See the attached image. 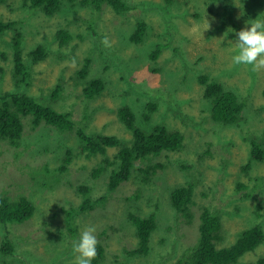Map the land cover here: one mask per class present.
Masks as SVG:
<instances>
[{
    "label": "rangeland",
    "instance_id": "374dc122",
    "mask_svg": "<svg viewBox=\"0 0 264 264\" xmlns=\"http://www.w3.org/2000/svg\"><path fill=\"white\" fill-rule=\"evenodd\" d=\"M126 1L134 6L126 15L108 5L95 11L80 0H62L61 9L51 16L28 8L23 0L0 3V19L16 21L23 32L25 53L38 44L48 48V55L31 66L30 85L18 88L12 76L13 32L0 35V94L22 90L58 111H70L88 132L117 136L121 145L133 141L132 131L118 116V108L127 104L142 129L163 123L180 130L183 147L136 161L129 179L109 191L108 172L92 176L102 156H86L74 131L62 132L45 122L33 128L28 117L22 118L19 143L0 144V195L12 201L25 196L34 211L26 220L7 224L8 229L0 222V246L8 235L15 247L9 255L0 251V264H75L73 244L90 226L104 246L99 264H175L196 242L203 208L220 216L221 227L214 237L218 248L234 242L249 226L260 224L264 230V160H252L245 169L249 137L264 131V69L252 72L251 66L234 64L232 59L238 54L237 33L250 27L248 21L264 20V0ZM138 18H146L149 26L145 39L133 43L129 36ZM58 29L71 34L68 42L56 37ZM104 37L110 48L101 43ZM158 43L163 48L151 59ZM86 61L87 75L81 78L78 72ZM201 74L245 101L238 125L212 119L210 101L198 80ZM98 77L105 88L88 99L86 81ZM57 83L62 90L52 97ZM150 102L156 108L147 120L144 113ZM67 149L72 151L70 163L58 170ZM117 149L109 148L110 160ZM158 164L144 179L139 168ZM187 183L193 186L190 221L170 200L172 189ZM79 185L91 188V199L105 196V201L76 213L73 230L65 211L76 210L83 200ZM129 213L156 218L146 255L127 253L137 244ZM263 255L264 243L236 264H255Z\"/></svg>",
    "mask_w": 264,
    "mask_h": 264
},
{
    "label": "trees",
    "instance_id": "16d2710c",
    "mask_svg": "<svg viewBox=\"0 0 264 264\" xmlns=\"http://www.w3.org/2000/svg\"><path fill=\"white\" fill-rule=\"evenodd\" d=\"M7 0H0L5 3ZM84 5L91 6L95 11H100L104 5H108L118 14L126 15L134 8L126 0H80ZM25 6L33 10H40L46 15H53L62 7V0H23ZM149 2V1H148ZM151 6V5H150ZM136 8V6H135ZM149 11V8L147 12ZM146 12V13H147ZM146 18H138L133 27L129 40L133 43H140L146 37L148 29ZM12 31V76L18 88L30 85L31 66L48 55V48L43 44H38L28 52H24L23 32L19 29L16 21L0 19V35L7 31ZM56 37L61 43L68 42L71 34L66 29H58ZM163 48L162 43L156 44L151 50L149 57L155 59L159 56ZM24 54L28 57L25 60ZM4 57V54H2ZM127 58L125 57V60ZM152 72L156 69L149 67ZM232 69V67H231ZM88 71V62L79 70V77H85ZM198 80L204 85V97L210 101L211 117L214 121L224 125H238L242 120V113L245 101L231 89H226L224 85L208 75H199ZM105 88V81L98 78H91L86 81L84 94L88 99H92ZM60 83H57L51 90L54 97L61 91ZM33 95L24 91H6L0 94V144L9 141L12 145H17L23 134L22 118L30 119L31 127L35 128L41 123L52 125L59 131H74L80 142L81 150L86 156L101 155L102 163L95 167L92 176L97 178L103 173H107L108 190L113 191L122 182L129 179L136 161L156 156L163 151H176L183 147L184 135L180 130L169 129L163 123L154 124L149 130L142 129L135 122V114L130 105L123 104L118 108V116L125 126L132 131L133 141L130 145H121L120 139L115 135L102 134L98 132L86 131L85 124H77L70 111H58L49 105L42 103ZM144 113L145 119L149 120L152 111L156 108V103L150 102ZM88 115L85 116L87 121ZM251 143L250 157L245 169L250 166L252 160H264V131L259 136L249 137ZM111 147H118L112 160L108 158V150ZM72 151L66 150L63 163L58 170L63 169L70 163ZM161 165L148 166L146 169L139 168L144 173V179L150 178L157 167ZM110 169V171H109ZM261 183V182H260ZM241 188L243 186L240 185ZM90 187L79 185L78 191L83 195V200L74 211L66 210V221L69 229L74 230L71 223L76 213H83L94 209L98 204L105 201V196L97 199L90 198ZM171 204L174 209L188 221L191 220L192 213L190 205L193 200V186L190 183L176 186L170 193ZM34 211L33 203L25 196H19L16 200H10L8 196L0 195V222L8 229L9 223L28 219ZM128 218L134 225L137 244L128 249L127 253L133 255H146L149 252L150 236L156 227V218L153 214L141 216L129 213ZM221 227L220 216L208 208H203L200 213L198 225V238L194 244L185 249L178 257L175 264H236L247 252L253 251L257 246L264 243V230L260 224H255L240 231L234 242L228 246L217 247L214 242L215 233ZM0 246L3 254H12L14 244L5 235ZM97 258L92 264H99L103 259L104 246L98 242ZM255 264H264V255L260 256Z\"/></svg>",
    "mask_w": 264,
    "mask_h": 264
},
{
    "label": "clouds",
    "instance_id": "9594fccd",
    "mask_svg": "<svg viewBox=\"0 0 264 264\" xmlns=\"http://www.w3.org/2000/svg\"><path fill=\"white\" fill-rule=\"evenodd\" d=\"M250 27H245L237 33L236 48L238 54L233 56L234 64H244L251 66L252 72L264 69V20L259 17L247 22ZM208 28H209V23ZM207 28V29H208ZM101 43L110 48L112 45L108 37H104ZM96 228L86 227L80 234L78 241L73 244L75 264H92L97 258Z\"/></svg>",
    "mask_w": 264,
    "mask_h": 264
}]
</instances>
